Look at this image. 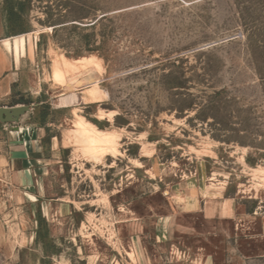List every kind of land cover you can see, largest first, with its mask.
Here are the masks:
<instances>
[{
    "label": "rangeland",
    "instance_id": "obj_1",
    "mask_svg": "<svg viewBox=\"0 0 264 264\" xmlns=\"http://www.w3.org/2000/svg\"><path fill=\"white\" fill-rule=\"evenodd\" d=\"M8 39L0 108L43 129L44 167L26 201L0 165V264H264V0H0ZM61 56L100 61L99 101L54 81ZM79 117L118 153L85 154Z\"/></svg>",
    "mask_w": 264,
    "mask_h": 264
},
{
    "label": "crops",
    "instance_id": "obj_2",
    "mask_svg": "<svg viewBox=\"0 0 264 264\" xmlns=\"http://www.w3.org/2000/svg\"><path fill=\"white\" fill-rule=\"evenodd\" d=\"M27 48L29 51V46ZM23 55H25V46L22 47L20 42L12 39L0 41V95L2 97H10L19 84ZM17 121L6 123L9 127L5 128L8 131L7 139L5 137L4 142L0 143V147H3L6 153L0 155V165L9 170L12 182L23 188V197L27 201L33 195L25 190L29 192L32 185H39L42 180L40 174L44 167V159L39 142L44 135L42 128L31 125L29 127ZM52 140H56L55 137ZM59 148V141L56 140L53 150L57 151Z\"/></svg>",
    "mask_w": 264,
    "mask_h": 264
},
{
    "label": "bare ground",
    "instance_id": "obj_3",
    "mask_svg": "<svg viewBox=\"0 0 264 264\" xmlns=\"http://www.w3.org/2000/svg\"><path fill=\"white\" fill-rule=\"evenodd\" d=\"M30 51L33 55L34 49L32 45ZM80 69L87 70L83 78L81 75L71 76ZM93 70L100 73L103 70L100 61L94 56L80 57L79 59H69L65 56H61L54 62L53 78L56 83L64 85L66 90L87 87L86 97L82 98V100L93 103L99 101L101 98L100 95L102 94L97 87L99 79L91 74ZM72 99L71 103L77 102L75 96ZM0 115H5L9 121L13 118V113L8 108L0 109ZM73 137L75 142L80 144L84 153L93 159L99 160L105 155H116L118 153V137L97 129L93 124L82 117H79V120L76 122Z\"/></svg>",
    "mask_w": 264,
    "mask_h": 264
},
{
    "label": "water",
    "instance_id": "obj_4",
    "mask_svg": "<svg viewBox=\"0 0 264 264\" xmlns=\"http://www.w3.org/2000/svg\"><path fill=\"white\" fill-rule=\"evenodd\" d=\"M10 110H11L12 113H13V115H12L13 118H12V120L9 121V122H12V121H16V120H18V117H19L21 111H23V110H19V109H16V108H14V109H10ZM4 123H7V122H4Z\"/></svg>",
    "mask_w": 264,
    "mask_h": 264
},
{
    "label": "trees",
    "instance_id": "obj_5",
    "mask_svg": "<svg viewBox=\"0 0 264 264\" xmlns=\"http://www.w3.org/2000/svg\"><path fill=\"white\" fill-rule=\"evenodd\" d=\"M51 137H52V136H50V135L47 136V137L45 138V141H47V140L49 141V140L51 139Z\"/></svg>",
    "mask_w": 264,
    "mask_h": 264
}]
</instances>
